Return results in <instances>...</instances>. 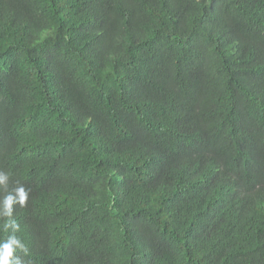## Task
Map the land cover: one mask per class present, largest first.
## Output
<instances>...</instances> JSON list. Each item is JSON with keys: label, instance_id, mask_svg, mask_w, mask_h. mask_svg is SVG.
Returning a JSON list of instances; mask_svg holds the SVG:
<instances>
[{"label": "trees", "instance_id": "1", "mask_svg": "<svg viewBox=\"0 0 264 264\" xmlns=\"http://www.w3.org/2000/svg\"><path fill=\"white\" fill-rule=\"evenodd\" d=\"M0 170L28 264H264V0H0Z\"/></svg>", "mask_w": 264, "mask_h": 264}, {"label": "clouds", "instance_id": "2", "mask_svg": "<svg viewBox=\"0 0 264 264\" xmlns=\"http://www.w3.org/2000/svg\"><path fill=\"white\" fill-rule=\"evenodd\" d=\"M9 180V173L0 170V189H3L5 193L0 196V218H5L3 223L4 231L10 230L8 237L5 240H0V264H28L19 253L27 257L30 255V250L21 238L16 235L21 230V226L14 218L13 213L15 206L26 207L30 189L18 184L8 190Z\"/></svg>", "mask_w": 264, "mask_h": 264}]
</instances>
